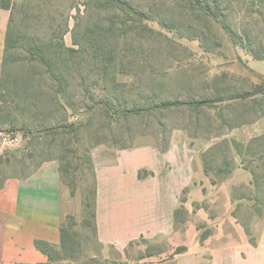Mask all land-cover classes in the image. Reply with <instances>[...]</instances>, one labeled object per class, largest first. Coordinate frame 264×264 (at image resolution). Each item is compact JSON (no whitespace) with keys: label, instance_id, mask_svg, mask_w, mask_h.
Segmentation results:
<instances>
[{"label":"rangeland","instance_id":"1","mask_svg":"<svg viewBox=\"0 0 264 264\" xmlns=\"http://www.w3.org/2000/svg\"><path fill=\"white\" fill-rule=\"evenodd\" d=\"M12 1L17 5L11 26L17 49L9 52L10 63L26 57V51L38 43L52 46L46 52L51 60L65 56L55 45L58 42L78 50L77 66L71 71L74 80L68 88L75 110L66 116L68 124L80 128L76 144L68 138L62 143L59 138H39L36 130L31 138L10 134L8 139L17 136V142L0 140V184L20 178L49 158L63 156L64 163L73 167L78 155L85 163L74 175V189L63 186L62 225L72 235L73 250L61 256L63 260L45 264H146L161 257L159 252L167 247H151L143 239L124 250L95 240L84 207L94 185L86 160L97 143L158 148L181 127L191 137L213 144L207 151L211 168L221 166L223 160L231 168L236 160L251 162L260 188L236 186L230 190L240 202L235 207L236 218L253 237L257 235L264 211V93L225 99L214 108L198 111L172 108L151 117L128 118L123 111L144 107L155 97L157 102L213 98L218 89L227 98L264 85V0H207L210 7L224 13L235 36L226 35L211 18L192 10L186 0H127L148 17L145 23L152 32L144 31L142 25L125 24V16L103 0ZM74 39L79 41L78 47L73 45ZM109 55L110 63L106 60ZM44 82L48 86V78ZM47 106L43 111L48 112ZM60 115L64 114H54L56 118ZM210 175L216 181L223 179ZM148 252L155 255L147 258Z\"/></svg>","mask_w":264,"mask_h":264},{"label":"crops","instance_id":"2","mask_svg":"<svg viewBox=\"0 0 264 264\" xmlns=\"http://www.w3.org/2000/svg\"><path fill=\"white\" fill-rule=\"evenodd\" d=\"M9 17L0 9V74ZM212 145L174 130L165 151L153 145L95 146L98 242L116 250L138 239L167 247L146 264H264V211L253 237L235 216L240 202L230 190L252 186L251 174L236 160L228 176L212 184L201 160ZM62 202L56 161L43 162L26 178L6 179L0 188V264H45L35 242L59 244ZM181 206L186 218L177 229L174 213ZM201 232L206 237L200 242ZM179 247L184 250L176 253Z\"/></svg>","mask_w":264,"mask_h":264},{"label":"trees","instance_id":"3","mask_svg":"<svg viewBox=\"0 0 264 264\" xmlns=\"http://www.w3.org/2000/svg\"><path fill=\"white\" fill-rule=\"evenodd\" d=\"M103 2L104 4L110 6V8L122 13L125 16V24H130V26L142 25L141 28L144 31L152 32V29L147 26V23H145V21L149 20L148 17L135 8L131 2L127 0H103ZM186 2L192 10L211 18L214 22H216L226 35L235 36L231 27L225 20L226 18L224 13L218 8L210 7V3L207 0H186ZM16 7L17 5L12 0H0V9L10 12L5 35V50L2 58L0 74V131L8 135L19 133L21 134V137L23 136V138H31V136L37 131V133L40 134L39 138H59L61 143L68 138L69 141H73L76 144L80 128L76 124H68L66 122V116L68 111L73 112L75 110V103H73L71 97L68 95V88L74 80L71 71H75V67L77 66L76 54L78 53V50L74 48H66L62 42H58L55 45L60 52L64 53L65 56L51 60L50 57H46V52H49L52 46L50 45L49 47L45 46L43 43H38L36 46L31 47L26 51V57H23L20 60L16 59L11 62L17 66V68L13 69V66L10 65L9 52L17 49V37L14 38L11 34L13 14ZM73 45L78 47L79 41L74 39ZM106 60L108 63L113 61L110 55ZM142 62L144 61L142 60ZM10 66H12V69ZM35 67L41 68V72L44 74L34 71L33 69ZM129 74V72L125 71V75ZM44 78H48V86L45 84ZM112 81L114 80L112 79ZM222 92L223 91L216 89L217 95L213 98L201 97L200 99H191L187 101H171L162 99L157 102L155 97V99H149L148 103L144 107H134L130 109L125 108L123 115H125V118L140 117L141 115L151 117L155 116L156 112L160 114L162 112H167L172 108L177 109L189 107L196 111L204 107L214 108V105L217 102L224 101L225 99H248L253 95L263 94L264 85L256 86L251 92L232 94L227 98L220 95ZM46 106L48 108V112L43 111V108ZM51 107H53V110L50 111L49 108ZM104 110L107 114L109 113V109L107 107H105ZM58 112L61 114L63 113L64 115H60L56 118L54 114ZM39 118H41V120H39ZM181 128L185 131V128ZM168 143L169 137H166L163 145L158 148L161 151H165L168 148ZM100 144L103 143H97L95 146ZM238 156L241 155L238 154ZM207 157V152L203 153L201 156L203 171L206 176L210 177L212 184L215 183V180L210 175L211 172L217 176L222 175L223 178L230 173L231 167H229V163L227 161L223 160L221 166L211 168ZM75 159V165L71 167L69 165L70 163H64L63 156L49 158L42 161L33 170L25 173L20 178H26L29 176L43 162L56 161L58 163V172L62 186H66L67 188L73 190L74 175L76 171L81 170L82 165L85 164L84 161L81 160L80 156L78 157L77 155ZM86 161L90 165L94 178V185L91 198L86 201L84 207L90 220L88 224L92 227V234L95 240H97L95 173L91 156ZM250 164H243L241 161L243 168L252 176L251 184L255 190H258L260 185L254 174V170L250 167ZM138 177L142 178L143 174L139 172ZM3 182L0 184V188L3 185ZM185 192L186 191H184L183 194ZM184 200L185 197L182 198V202H184ZM179 218L181 221H179ZM185 218L186 211L181 206L174 213L175 228L180 229L185 221ZM205 237L206 233L201 232L199 235V241H203ZM130 244H132V242L129 243V245ZM73 245L74 241L72 240V235H70L67 229L62 225V221L59 228L58 245H51L42 241L35 242V247L46 256L47 262L49 263L63 260V257L61 256H67L68 253L73 250ZM151 247H158V245L152 244ZM183 250V247H179L175 250V252L180 253ZM159 253H161V251ZM154 255V253L148 252L146 257L148 258Z\"/></svg>","mask_w":264,"mask_h":264},{"label":"built area","instance_id":"4","mask_svg":"<svg viewBox=\"0 0 264 264\" xmlns=\"http://www.w3.org/2000/svg\"><path fill=\"white\" fill-rule=\"evenodd\" d=\"M10 135L3 133L2 131H0V140L4 141V142H17L19 139L18 137H11L10 139H8Z\"/></svg>","mask_w":264,"mask_h":264}]
</instances>
